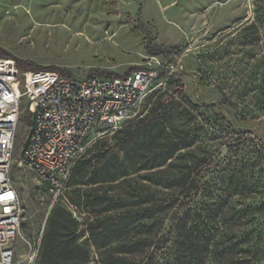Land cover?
I'll return each mask as SVG.
<instances>
[{
    "label": "rangeland",
    "instance_id": "374dc122",
    "mask_svg": "<svg viewBox=\"0 0 264 264\" xmlns=\"http://www.w3.org/2000/svg\"><path fill=\"white\" fill-rule=\"evenodd\" d=\"M148 46H165L166 52L152 54ZM0 52L8 54L0 57L56 67L48 71L71 75H124L141 67L150 55L174 66L167 85L156 81L136 114L119 129H129L148 115L157 123L164 119L167 128L153 126L148 142L139 132L129 154L109 152L96 164L88 160L93 150L104 143L114 145L118 136L117 131L95 134L59 192H52L33 170L14 169L12 180L25 209L14 244L16 264H31L33 257L43 264L42 245L47 233L58 228L53 215L58 206L64 233L60 239L88 249L89 264H102L106 249L117 243L136 242L155 243L145 256H154L152 264L162 263L173 252V220L166 218L153 241L140 228L150 221L139 215H149L156 202L165 215L169 191L143 178L147 170L137 167L160 150L161 138L169 132L199 133L195 144L182 151L211 154L204 180L257 183L258 192L234 196L227 206L216 198L221 191L215 190V198L205 202L208 207L199 209L215 239L222 232L239 231V237L256 229L254 237L260 234L264 247V210L250 225L247 215H234L249 204L264 203V148L255 151L249 141L237 151L229 145L235 125L247 128V135L264 144V0H0ZM31 123L30 113L22 107L16 156ZM191 161L187 156L179 162ZM124 172L128 175L111 180ZM100 177L110 180L91 184ZM103 243L111 245L105 249L100 247Z\"/></svg>",
    "mask_w": 264,
    "mask_h": 264
},
{
    "label": "built area",
    "instance_id": "2783aa9c",
    "mask_svg": "<svg viewBox=\"0 0 264 264\" xmlns=\"http://www.w3.org/2000/svg\"><path fill=\"white\" fill-rule=\"evenodd\" d=\"M173 70L157 55L121 76L29 71L14 58L0 57V264H16L14 244L25 211L12 180L14 169L33 170L59 192L90 139L121 129L154 83L166 86ZM22 107L32 123L16 156ZM31 264L41 263L33 257Z\"/></svg>",
    "mask_w": 264,
    "mask_h": 264
},
{
    "label": "trees",
    "instance_id": "16d2710c",
    "mask_svg": "<svg viewBox=\"0 0 264 264\" xmlns=\"http://www.w3.org/2000/svg\"><path fill=\"white\" fill-rule=\"evenodd\" d=\"M148 50L152 54L166 52L165 46L154 48L148 46ZM6 55L8 54L0 52V56ZM17 62L22 69L58 70L56 67L34 65V62L30 64L22 61ZM110 75L121 76L114 73ZM165 124L164 119L158 120L157 123L156 118L153 119L149 115L145 116L131 128L118 130L116 132L118 139L114 145L104 143L103 145L97 146L88 160L95 161L97 164L107 153L111 152L116 154L117 150L129 154L130 150L134 149L133 143L137 133L140 132L142 134L143 142H148L152 137L153 126L157 125L158 127H162V129H166ZM247 131V128H240L235 125L230 131L229 145L237 151V148L249 141L248 145H253L255 151H262L264 144L256 142V137L247 135L245 133ZM198 134L194 133L192 135L180 136L171 134L170 132L167 133L161 138L160 150L148 157L146 161L137 167V170H147L143 178L169 191V194L164 200L167 210L165 215L162 214L165 208L161 207V205L157 206V202L155 203L156 207L149 215L144 213L139 215L140 219L147 217L150 221V224L142 223L140 228L150 234L153 241L159 235L166 218L170 216V219L173 220L170 229L173 240V252L167 255L162 263L158 261L154 264H264L262 236L259 234V236L254 237L253 233L256 229L242 233L239 237V231L233 233L222 232L221 236L215 239V235L210 231L212 227L204 220H201L200 209L202 210L204 206L208 207L205 202L215 198L213 197L215 190L221 191L216 198L222 201L224 206H227L234 196L244 195L245 192L256 193L259 187L257 183L247 184L234 178L229 180L227 184L225 182L213 183L211 180H204L203 174L209 169L212 160L211 154L204 153L201 156L200 154H195L193 149H190L188 152L182 151L195 144L198 140ZM212 134L211 137L213 136ZM91 151L89 152L91 153ZM187 156L192 157L191 162H179ZM127 175L125 172L119 175H112L113 177L111 178L113 179L111 180H116ZM109 180L102 179L101 177L98 179L94 178L91 184ZM201 199L204 202L202 201L201 203L198 201H201ZM199 205L202 207H199ZM230 206L232 210H235V204ZM59 209L60 207L58 206L53 212L58 228L53 232L47 233L42 245V263L89 264L90 256L88 249L77 243H63L60 239L64 233L60 230L63 227V223L60 221L57 213ZM263 210L264 203L259 206L249 204L240 211L235 210L234 215L239 218L247 215L248 224L250 225L256 220L255 214ZM153 244L155 243H117L115 247L112 246L106 249L111 243H103L100 247H104L108 254L102 260V264H140L146 258V264H152L151 262L154 260V256L152 254L145 256V253H147L148 247ZM137 256H142V259L138 261Z\"/></svg>",
    "mask_w": 264,
    "mask_h": 264
}]
</instances>
